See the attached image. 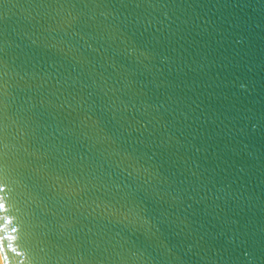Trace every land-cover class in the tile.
I'll return each instance as SVG.
<instances>
[{"label":"water","instance_id":"1","mask_svg":"<svg viewBox=\"0 0 264 264\" xmlns=\"http://www.w3.org/2000/svg\"><path fill=\"white\" fill-rule=\"evenodd\" d=\"M3 264H264V0H0Z\"/></svg>","mask_w":264,"mask_h":264},{"label":"bare ground","instance_id":"2","mask_svg":"<svg viewBox=\"0 0 264 264\" xmlns=\"http://www.w3.org/2000/svg\"><path fill=\"white\" fill-rule=\"evenodd\" d=\"M0 264H3V263H2V260H1V257H0Z\"/></svg>","mask_w":264,"mask_h":264}]
</instances>
